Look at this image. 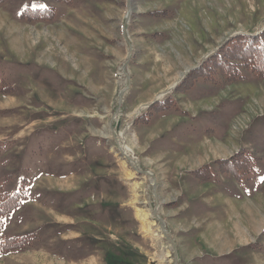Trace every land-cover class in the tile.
<instances>
[{"label": "rangeland", "instance_id": "obj_1", "mask_svg": "<svg viewBox=\"0 0 264 264\" xmlns=\"http://www.w3.org/2000/svg\"><path fill=\"white\" fill-rule=\"evenodd\" d=\"M261 29L264 0H0V243L30 238L0 264H264V77L181 83Z\"/></svg>", "mask_w": 264, "mask_h": 264}, {"label": "trees", "instance_id": "obj_2", "mask_svg": "<svg viewBox=\"0 0 264 264\" xmlns=\"http://www.w3.org/2000/svg\"><path fill=\"white\" fill-rule=\"evenodd\" d=\"M59 1L68 2V0ZM41 14L42 16L34 17V19H50L54 16L48 11L41 12ZM208 58L212 63L211 65L207 63L190 70L182 79L181 83L186 80L191 83L199 77L215 80L216 75L226 81H233L242 77L240 73L242 69H247L258 77H264V29L255 34H236L230 37L219 47L217 52L213 53ZM9 91L11 92L10 86L5 85L0 77V94H6L9 93ZM238 155L239 154H234L228 159L216 160L214 163L217 164L221 172L238 177L240 176L238 172L239 168H243L237 158ZM250 161V163H247L249 168H251L253 164L251 158ZM248 167H244V172L247 171ZM22 196L21 192L13 194L1 193L0 219L9 216V214L19 206ZM1 228L2 222L0 220V229ZM29 240V235L5 237L3 242L0 243V251L8 253L12 250H20L21 248L30 246Z\"/></svg>", "mask_w": 264, "mask_h": 264}, {"label": "crops", "instance_id": "obj_3", "mask_svg": "<svg viewBox=\"0 0 264 264\" xmlns=\"http://www.w3.org/2000/svg\"><path fill=\"white\" fill-rule=\"evenodd\" d=\"M146 105V104H145ZM141 112H139L138 113V116H137V118H134L133 119V122H132V125H131V131H133L132 133H133V137H135L137 134H136V132H135V130L133 129V127H134V125H135V121L139 118V114H140ZM131 120V119H130ZM4 257H0V260H2ZM6 258V257H5ZM7 258L9 259V255L7 256Z\"/></svg>", "mask_w": 264, "mask_h": 264}, {"label": "bare ground", "instance_id": "obj_4", "mask_svg": "<svg viewBox=\"0 0 264 264\" xmlns=\"http://www.w3.org/2000/svg\"><path fill=\"white\" fill-rule=\"evenodd\" d=\"M16 35H18L19 36V39L21 40V33L20 34H18V32L17 33H15ZM21 44V43H20ZM135 177V176H134ZM136 215H138V213H136ZM137 218V217H136ZM160 227V226H159ZM159 239H161L162 237H163V231L161 232V233H157V234H155Z\"/></svg>", "mask_w": 264, "mask_h": 264}, {"label": "built area", "instance_id": "obj_5", "mask_svg": "<svg viewBox=\"0 0 264 264\" xmlns=\"http://www.w3.org/2000/svg\"><path fill=\"white\" fill-rule=\"evenodd\" d=\"M125 154V153H124ZM126 156H128L129 157V159H130V163L132 164V162H135V163H137L138 162V158L136 159V160H134V155H133V157H131L132 155H131V153L129 152V153H126L125 154ZM131 155V156H130Z\"/></svg>", "mask_w": 264, "mask_h": 264}]
</instances>
